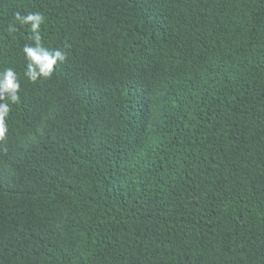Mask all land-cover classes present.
Here are the masks:
<instances>
[{"label":"trees","instance_id":"obj_1","mask_svg":"<svg viewBox=\"0 0 264 264\" xmlns=\"http://www.w3.org/2000/svg\"><path fill=\"white\" fill-rule=\"evenodd\" d=\"M8 67L0 264H264V0H0Z\"/></svg>","mask_w":264,"mask_h":264},{"label":"clouds","instance_id":"obj_2","mask_svg":"<svg viewBox=\"0 0 264 264\" xmlns=\"http://www.w3.org/2000/svg\"><path fill=\"white\" fill-rule=\"evenodd\" d=\"M41 12H29L25 15L16 14V20L21 25H28L31 28L34 44H25L23 52L27 59L24 75L32 82L39 78H50L54 67L58 62L62 63L67 59V54L60 49H49L41 43L40 28L45 21ZM11 30L15 31L13 27ZM21 84L16 71L5 68L0 71V143L5 142L9 132L7 117L11 106L20 102L19 90ZM7 100L8 102H3Z\"/></svg>","mask_w":264,"mask_h":264}]
</instances>
